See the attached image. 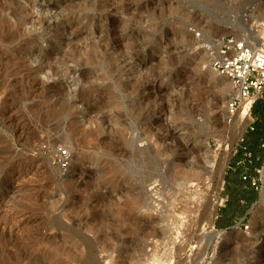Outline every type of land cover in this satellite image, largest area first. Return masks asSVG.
<instances>
[{"label":"rangeland","instance_id":"1","mask_svg":"<svg viewBox=\"0 0 264 264\" xmlns=\"http://www.w3.org/2000/svg\"><path fill=\"white\" fill-rule=\"evenodd\" d=\"M259 9L264 0H0V264H264V204L247 230L224 221L250 118L228 122L232 85L221 90L206 51L225 35L264 46ZM236 130L218 186L215 154ZM189 170L206 184L180 225ZM215 185L220 233L198 245Z\"/></svg>","mask_w":264,"mask_h":264},{"label":"built area","instance_id":"2","mask_svg":"<svg viewBox=\"0 0 264 264\" xmlns=\"http://www.w3.org/2000/svg\"><path fill=\"white\" fill-rule=\"evenodd\" d=\"M206 51L211 68L217 74L227 77L232 85L233 93L226 103L228 122L234 118L241 105L250 102L248 108L250 121L245 129H252L255 119L250 116L251 107L256 100L264 98V46H256L248 37L225 35L210 41L206 45ZM242 139L241 137L240 140ZM54 160L57 165L66 166L68 152L64 149H57ZM245 161L252 162L250 153H246L245 159L238 161L237 165L243 166ZM263 169L264 166L255 168L257 175L250 177V184L258 194L256 204H264ZM241 178L243 180L249 178L247 168L244 166L241 170ZM221 202H226V198H221ZM238 225H243V229L247 230L249 225L246 223V217L243 216Z\"/></svg>","mask_w":264,"mask_h":264},{"label":"trees","instance_id":"3","mask_svg":"<svg viewBox=\"0 0 264 264\" xmlns=\"http://www.w3.org/2000/svg\"><path fill=\"white\" fill-rule=\"evenodd\" d=\"M264 98L256 100L251 107V115L255 119L252 129L248 128L239 144L238 153L232 159V166L225 176V188L222 197L226 198V206L223 208L224 221H235L242 218L257 198L255 188L250 184V177L257 175L258 168L264 158ZM250 153L252 162L245 161L249 178H241L243 166L237 162L245 159V154ZM248 216V215H247ZM246 216V218H247ZM224 225V223H223ZM222 224L217 225L222 227Z\"/></svg>","mask_w":264,"mask_h":264},{"label":"bare ground","instance_id":"4","mask_svg":"<svg viewBox=\"0 0 264 264\" xmlns=\"http://www.w3.org/2000/svg\"><path fill=\"white\" fill-rule=\"evenodd\" d=\"M257 15L258 16H262L263 18L262 19H264V10L263 9H259V10H257ZM258 35H259V38L261 39V37H263L264 36V22H260L259 24H258V26H257V32H256ZM255 36H257V35H255ZM255 36H254V38H255ZM257 41V40H256ZM257 46H259L258 44H257ZM213 73V72H212ZM226 84L223 86V87H221V90H223V91H225V90H227L226 89V86L227 85H229V86H231V82H230V80L226 77ZM224 81V82H225ZM233 93V92H232ZM232 95V94H231ZM248 104H249V102H246V103H244L243 105H241L240 107H239V109H238V111H237V115H235V117H234V121H233V123L235 124V126L236 127H238V125L240 124V123H243V121H244V118H246L247 116H248ZM246 123V122H245ZM233 124V125H234ZM244 124V123H243ZM241 126H242V124H240ZM243 130V129H242ZM237 131V130H236ZM240 133L241 132H238L237 131V134L236 135H234V138H233V140H232V142H231V144H230V147H227L224 151H223V153L221 154V155H217V152H216V154H215V159H216V164L213 166L214 167V169L216 170V167H218V175H217V182H218V186L220 185L219 183H221V180H222V172H223V168H224V166L226 165V162H227V155L229 154V151H230V149H231V147L233 146V144L235 143V141H236V139L240 136ZM229 145V144H228ZM216 149V148H215ZM215 153V152H214ZM213 155V154H212ZM211 155V156H212ZM212 157H214V156H212ZM210 158V157H209ZM208 159V158H207ZM214 159V158H213ZM210 161V160H209ZM213 161V160H212ZM214 162H215V160H214ZM214 164V163H213ZM205 165V164H204ZM203 165V166H204ZM212 167V166H211ZM210 167V168H211ZM214 172V171H213ZM212 173V172H211ZM200 174H201V172H200ZM200 174L197 172V171H194V170H189V176L191 177V178H193V180H194V184L193 183H191V184H187L188 186H184V185H186V184H183V186H182V184H181V186L182 187H180L179 188V190L181 191V195H180V197L182 196V198H178L179 200L177 201V205H178V211H179V213L178 214H176V217H177V220H175L176 221V223L177 224H182V222L186 219V217H188L189 215H193V214H195L197 211V209H198V206H199V201H198V199L196 198L197 197V195H198V191L200 190H202V188L204 187L205 188V184H206V180H199L200 179V177H203L202 175L200 176ZM263 174H264V169H263ZM189 178V177H188ZM203 179V178H202ZM192 180V179H191ZM209 180V179H208ZM185 182V181H184ZM186 182H188V181H186ZM190 182V181H189ZM216 182V183H217ZM208 183V182H207ZM210 184V183H209ZM217 185V184H216ZM215 185V186H216ZM177 186V185H176ZM218 186H216V188L214 187V189L215 190H212L214 193L211 195L212 197H211V201H210V203L207 205V203H208V201L207 200H205L207 203H206V205L205 206H203V207H205L204 208V215L202 216V221H200L201 220V218H200V220H199V222H201L200 224H198L199 226L197 227V228H195V230H194V233H195V235H196V241H197V244L199 245V243L200 242H204L205 241V243H203V245L204 244H208L209 243V241H210V239H211V237L215 234V233H220L218 230H215L214 229V227H213V219L215 218V215H216V205H217V200H218V193H217V187ZM206 187H208V186H206ZM192 188H194V189H192ZM206 190H207V188H206ZM205 190V191H206ZM203 191V190H202ZM204 191V192H205ZM207 192V191H206ZM180 193V192H179ZM200 193H202V192H200ZM159 194V193H158ZM160 195V194H159ZM158 195V196H159ZM162 195V194H161ZM160 195V196H161ZM209 194H207V196H208ZM163 196V195H162ZM178 196V195H177ZM203 196V195H202ZM205 196V195H204ZM202 198V197H201ZM207 198V197H206ZM176 199H177V197H176ZM204 199V198H203ZM163 200H165L164 198H163ZM176 201H174V202H176ZM201 202V201H200ZM166 203V202H165ZM158 205V204H157ZM176 205V206H177ZM163 206V205H162ZM161 206V207H162ZM172 206V205H171ZM160 207V208H161ZM201 209V208H200ZM166 210V209H165ZM165 214V213H164ZM201 214H202V212H201ZM171 215V214H170ZM165 217V216H164ZM174 217V216H173ZM193 217V216H192ZM168 218V217H167ZM192 219V218H191ZM173 220V219H172ZM172 220H168L169 221V223H170V221H172ZM186 220H188V219H186ZM174 221V222H175ZM189 221V220H188ZM149 223V222H148ZM155 223V222H154ZM184 223V222H183ZM168 224V223H167ZM174 224V223H173ZM193 224H194V222H193ZM197 224V223H196ZM149 225H150V223H149ZM175 225V224H174ZM191 225V224H190ZM191 227V226H190ZM149 228H151V226L149 227ZM148 230V229H147ZM193 231V230H192ZM191 231V232H192ZM190 232V233H191ZM153 233V232H152ZM160 233V232H159ZM193 233V234H194ZM179 234V233H178ZM192 234V233H191ZM200 236H202V238L200 237ZM167 238V237H166ZM164 243H165V241H164ZM202 244V243H201ZM202 245V246H203ZM165 246V245H164ZM201 246V245H200ZM205 247V246H204ZM203 247V248H204ZM202 248V247H201ZM159 254V253H158ZM157 255V254H156ZM162 255V254H161ZM164 255V254H163ZM152 256H154V255H152ZM150 257V256H149ZM148 257V258H149ZM155 257V256H154ZM157 257V256H156ZM152 258V257H151ZM157 259H159V258H157ZM157 259H155V258H153V259H150V262H148L147 264H155V261L157 260ZM145 260H147V259H145ZM152 260V261H151ZM148 261V260H147ZM159 261V260H158ZM157 262V261H156ZM146 263V262H145ZM157 264V263H156Z\"/></svg>","mask_w":264,"mask_h":264},{"label":"water","instance_id":"5","mask_svg":"<svg viewBox=\"0 0 264 264\" xmlns=\"http://www.w3.org/2000/svg\"><path fill=\"white\" fill-rule=\"evenodd\" d=\"M244 132H246V129L244 130ZM224 171V170H223ZM256 203H253L251 206H250V208L246 211V213H245V215H244V217H246L250 212H251V209H252V207L255 205ZM240 222V221H239ZM239 222H238V224H239ZM217 235V234H216ZM215 235V236H216ZM215 236L211 239V241L209 242V245L213 242V239L215 238ZM208 245V246H209Z\"/></svg>","mask_w":264,"mask_h":264},{"label":"crops","instance_id":"6","mask_svg":"<svg viewBox=\"0 0 264 264\" xmlns=\"http://www.w3.org/2000/svg\"><path fill=\"white\" fill-rule=\"evenodd\" d=\"M226 204H227V203L225 202L224 205H223V207L226 206Z\"/></svg>","mask_w":264,"mask_h":264}]
</instances>
